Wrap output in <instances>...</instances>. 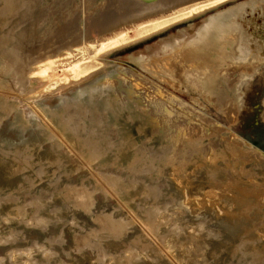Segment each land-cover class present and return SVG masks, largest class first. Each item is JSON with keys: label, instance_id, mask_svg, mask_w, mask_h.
<instances>
[{"label": "rangeland", "instance_id": "374dc122", "mask_svg": "<svg viewBox=\"0 0 264 264\" xmlns=\"http://www.w3.org/2000/svg\"><path fill=\"white\" fill-rule=\"evenodd\" d=\"M191 1L86 38L149 0H0V264H264V49L210 42L199 92L130 59L234 5L264 24Z\"/></svg>", "mask_w": 264, "mask_h": 264}, {"label": "bare ground", "instance_id": "6f19581e", "mask_svg": "<svg viewBox=\"0 0 264 264\" xmlns=\"http://www.w3.org/2000/svg\"><path fill=\"white\" fill-rule=\"evenodd\" d=\"M212 1L215 3H211L206 6L216 5L228 0ZM144 2H133V4L127 6L128 9L124 13L111 16L106 21L103 20L98 23L94 22L85 30V37L89 38L96 33L99 34L104 32L106 29L117 25L125 19L137 16L141 12L143 15V12H155L156 10L159 12V10L168 8L188 6L189 9L190 7L192 8L187 14L192 15L193 13L196 14L206 8L204 5L193 7L197 3H193L191 0H149L148 4ZM242 4L244 3H241L240 6ZM244 11L239 9L237 5H234L232 7L214 12L211 15L205 16L200 21L190 24L187 29L179 30L176 34H171L162 39L160 38V40L155 42V44L148 48L146 52H139L131 56L130 59L135 62L139 68H142L150 73H156V76L161 78L163 83L171 86L175 81H177L178 84H176L179 85V87H183V90L188 89L192 92H199L201 89H204V86L206 88L211 80L207 78L208 76H205L207 78L205 79L204 76L200 75L201 72L199 71L193 72L194 68L198 67V64L195 63L196 61L192 64L190 60L192 58L194 60L201 59L203 57L206 58L207 54H211L213 52V44L216 42H220L222 47H226L227 52H224L223 50L220 51L224 53L225 58L229 59V63L234 64L236 67L247 68L248 65L250 67H255L256 62L262 59V52L264 49V24L259 29L260 34L255 29L250 32V30L253 29V27L250 28L252 26L250 20H240V18L244 17L242 15ZM183 17H185V15ZM210 42L214 43L210 45ZM201 55L203 57H200ZM174 62L179 63V65L174 64ZM188 62L190 64H186ZM177 67L182 74L181 79L180 77L175 79V73L178 70L175 71L173 68ZM116 110L118 109L116 108ZM243 142L253 150L258 151L259 156L264 155L263 152L253 148L246 141Z\"/></svg>", "mask_w": 264, "mask_h": 264}, {"label": "water", "instance_id": "95a60500", "mask_svg": "<svg viewBox=\"0 0 264 264\" xmlns=\"http://www.w3.org/2000/svg\"><path fill=\"white\" fill-rule=\"evenodd\" d=\"M155 13H157V11Z\"/></svg>", "mask_w": 264, "mask_h": 264}]
</instances>
